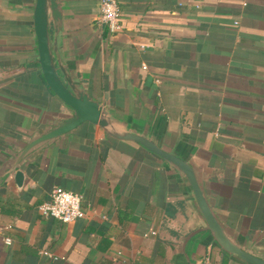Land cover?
Here are the masks:
<instances>
[{"label": "crops", "instance_id": "obj_1", "mask_svg": "<svg viewBox=\"0 0 264 264\" xmlns=\"http://www.w3.org/2000/svg\"><path fill=\"white\" fill-rule=\"evenodd\" d=\"M100 3L62 0L49 26L56 59L190 161L231 237L264 259V0H119L117 34ZM34 5L0 0V264H248L204 230L186 179L140 144L84 122L36 157L27 150L73 115L39 66ZM55 186L83 195L84 218L39 212Z\"/></svg>", "mask_w": 264, "mask_h": 264}, {"label": "water", "instance_id": "obj_2", "mask_svg": "<svg viewBox=\"0 0 264 264\" xmlns=\"http://www.w3.org/2000/svg\"><path fill=\"white\" fill-rule=\"evenodd\" d=\"M50 18L56 25L62 20V0H35L34 30L37 37L38 63L48 87L73 110V115L47 131L40 130L42 134L34 136L27 146V150L36 149L33 157L43 151L47 142L73 132L84 122L99 125L115 139L136 142L166 161L186 179L191 187L197 208L206 223L204 230L211 234L222 250L243 259L248 264H264L263 258L248 252L231 237L214 212L195 167L190 161L160 145L147 132L132 127L128 121L118 118L106 106L82 89L79 81L70 76L68 69H74L75 64L66 63V67L59 59H56V47L51 41L49 30ZM24 178L23 171H17L16 179L19 186L23 185Z\"/></svg>", "mask_w": 264, "mask_h": 264}, {"label": "built area", "instance_id": "obj_3", "mask_svg": "<svg viewBox=\"0 0 264 264\" xmlns=\"http://www.w3.org/2000/svg\"><path fill=\"white\" fill-rule=\"evenodd\" d=\"M100 21L104 23L110 33L117 34L121 31V8L119 0H101L100 3ZM83 195L78 192L66 190L60 186H55L50 198L38 206L39 212L44 216H51L63 223H72L77 219L86 216L83 207ZM151 234H157L152 231ZM7 243H11L10 238L5 239ZM40 253L46 256H52V253L47 249H41ZM202 264H216L207 259Z\"/></svg>", "mask_w": 264, "mask_h": 264}]
</instances>
